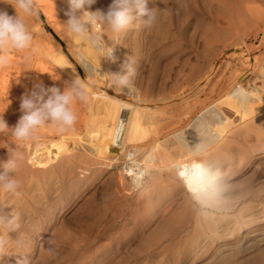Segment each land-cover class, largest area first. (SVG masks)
I'll use <instances>...</instances> for the list:
<instances>
[{
  "label": "bare ground",
  "instance_id": "bare-ground-1",
  "mask_svg": "<svg viewBox=\"0 0 264 264\" xmlns=\"http://www.w3.org/2000/svg\"><path fill=\"white\" fill-rule=\"evenodd\" d=\"M168 1L157 0L159 10L153 30L151 29L157 37L169 35L172 17L168 13V7H171L166 4ZM34 3L36 13L42 12V6L49 17L54 16L53 20L57 10H68L66 0H34ZM92 8L89 10L95 11ZM202 9L204 11L205 6ZM207 9L209 12L215 10L216 19L209 25L214 35L206 37V43L211 44L209 52H203L206 60L200 63L197 59V63L190 62L189 65L186 62L190 66L189 69L187 67L188 70L184 68L186 66L183 69L178 68L174 72L172 86L163 96L165 101L156 104L150 103L148 99H138L140 102L137 106H130L126 94L115 92L102 78L96 77L93 70L86 69L84 99H76L70 106L76 116V121L70 128L60 131L59 126L46 124L33 138L13 141L18 146L15 151L23 154L24 159L18 162L19 166L12 177L18 181V187L33 192L28 193L31 194L32 202L23 199L22 207L17 211L16 217L12 218L14 228L19 222L25 223L27 216L23 215V210L30 212L29 220L33 223H42L41 219L51 213H48L47 206L38 210L37 204L41 205L42 198L49 196L47 192L54 179H65L69 175L80 173L87 175V178L90 172L96 175L107 166L119 162L125 163V170L118 175L116 188H127L126 197L129 203L134 202L136 206L146 205L153 211L150 219L160 210L162 214L178 211L177 225L166 231L169 237L180 235L189 228V222L194 219V234L204 232L205 238L208 237L212 242L221 235L231 236L243 224H248L240 217L241 213H237L239 203L252 200L248 204L250 208L259 205L264 207V196H254L252 187L238 190L227 184L231 165L235 164L241 169L252 154L264 150V0H211ZM19 14L21 16L24 13ZM21 18L26 19L23 16ZM26 22L28 23L27 20ZM56 23L52 25L55 27ZM101 25L97 23L90 26L87 39L70 35L74 43H89L85 53L81 52L82 48H77V57L82 64L85 62L84 57L86 60L96 57L109 60L106 59L107 50L114 48L115 53L117 47L125 44L126 30L115 33ZM38 28L36 27L37 30ZM62 28L60 30L68 32L67 26ZM203 35L206 34L203 33L202 38ZM250 35L252 44L248 43ZM139 39L134 40L138 46ZM44 40L39 39L40 42ZM217 40L219 43L215 45ZM53 41L47 42L51 45L50 48H42V53L46 55L43 63L50 66L49 71L45 77L38 76L39 80L30 81V87L37 83H43L45 87L56 86L61 91L70 87V75H56L51 67L55 63H77L71 59L61 43ZM207 47H203L204 50ZM99 49H104V52ZM70 68L69 72L74 74L75 70ZM4 81L5 79L0 78L5 89L13 87L14 90L18 86L16 81L13 84ZM107 99L118 100V106L109 110L103 109L102 104ZM20 103L18 101V105L13 107L11 102L12 107H8L9 113L16 117L13 126L8 125L10 128L18 121ZM140 106L146 108L144 112L140 111ZM130 110H134V114L129 113ZM3 113L0 109V114ZM106 124L114 129L102 133ZM84 127L87 128L86 132H83ZM156 130L154 140L165 139V144L160 147V143H157L155 148L149 150L143 148L145 141L140 134ZM5 131L11 132L10 129ZM5 131L0 132V140L4 139L2 133ZM12 152L13 149L8 152L0 149V160H6ZM84 183L85 181H80L79 184ZM15 193L0 187V236L6 232L3 225L13 210ZM160 202L159 208H162L159 210L156 209V204ZM231 211H235V222L231 226H222V222L233 219L230 216ZM250 212L248 221L263 211L260 208ZM8 230H12V227L9 226ZM23 232L27 234L28 230ZM32 233L34 234V230L29 234L33 235ZM209 239L191 237L185 242V246L199 253ZM260 256L258 257L261 258ZM211 262L209 263L216 264V261Z\"/></svg>",
  "mask_w": 264,
  "mask_h": 264
},
{
  "label": "rangeland",
  "instance_id": "rangeland-1",
  "mask_svg": "<svg viewBox=\"0 0 264 264\" xmlns=\"http://www.w3.org/2000/svg\"><path fill=\"white\" fill-rule=\"evenodd\" d=\"M102 1L103 4L101 5ZM210 2L211 0H197V2L169 0L166 4L171 6L170 9L167 7L168 13L172 17V23L169 25L167 37H157L158 35L154 34V31L151 32L154 25L150 28L145 27L142 21L137 19L134 21L137 23H133L125 31V44L116 48L115 62L104 60L102 57L87 60L84 57L85 62L83 64L79 61L77 48H82L81 52L85 53V48L89 43L86 42L85 44L82 41L74 43L68 32L60 30L63 29L62 27L66 28L65 20L68 17L65 18V12L67 10L64 12L63 9L57 10L54 20V16L49 17L42 6H40L42 11L40 14L21 15L26 18L25 24L27 23L26 20L28 21L26 26L33 35V41L30 48L22 51L0 50V54L8 57V63L0 66V78L5 79L4 82H11V84L13 81L18 83L17 88L13 90V87L3 88V83L0 82V109L4 111L3 118L8 125L15 123L16 117L11 115L8 110V107H12L11 102H13V107L18 105L17 102L21 101V97L33 88L30 87V81L39 80V77H45L48 73L50 66L43 63L46 55L42 53V48L43 46L50 48L51 45L47 43L50 40H54V43H61L71 59L77 63V65L70 62L66 65L55 63L51 67L56 75H70V83L78 80L85 84L87 79L84 77V71L86 69V71L93 70L95 76L102 78L115 92L126 94L127 100H130L127 101L130 106H137L140 102L138 99H148L151 101L150 103L156 104L165 101L166 98L163 99V96L173 84L174 72L178 68L183 69L184 66H186L185 69L187 67L189 69L190 62L197 63L199 61L203 63L206 60L204 54L209 52L211 45L206 43V37L213 34L209 25L216 19L215 10L209 12L207 9ZM13 3L14 0H0V10L7 11L9 15L13 16L16 13L11 5ZM111 3L112 0H96L93 8H91L106 13ZM152 6L159 10L157 0H147V8L152 9ZM201 6H205L206 9L203 11ZM20 13L23 12L20 11ZM135 14L136 10L133 7V15ZM62 16L64 17L61 19ZM55 23L56 26L54 27ZM101 26L111 32L108 25L102 24ZM36 27H39V30ZM59 31L63 32L60 34ZM203 33L206 35H203L202 38ZM251 38L250 35L249 44L253 42ZM39 39L44 41L40 42ZM135 39L136 41L139 39V46L134 41ZM192 40L194 41L192 42ZM215 42V45L219 43L218 40ZM74 45L76 49L73 48ZM195 46H198V49ZM203 47H207V49L204 50ZM126 57L134 61L133 66L137 69V75L133 82L134 86L131 90L116 87L112 83L114 77L110 75L122 72L121 65ZM70 66L75 70L74 74L69 72ZM116 104H119L118 100L107 99L102 104V108L105 110L113 109L118 106ZM139 108L141 112L146 109L143 106ZM129 113L134 114V110H130ZM21 115L20 111L17 119ZM42 128L44 126L39 127L33 135L38 134ZM103 128L102 133L114 129L110 124L104 125ZM86 131L87 128L84 127L83 132ZM156 133L157 130L152 133L140 134L145 141L143 148L149 150L155 148L157 143H160V147L165 144V139L154 140L153 135ZM2 135L4 139L0 140V149L4 152H8L10 149H18L17 144L13 142L16 139L11 132L5 131ZM230 168L231 175L227 178L228 185H232L238 190L252 187L254 196H264V150L252 154L243 168L240 169L235 164L231 165ZM124 170L125 163L119 162L107 166L103 172L96 175L90 172L91 174L87 178V175L80 173V175L75 176L69 175L65 179H54L49 191L47 190L49 196L43 197L45 200L42 198L41 205L40 203L37 204L38 210H43L47 206L48 213H50L49 211L51 213L41 219L42 223H38L39 221L33 223L29 220L28 213L30 212L23 210V215L27 216L25 223L19 222V225L14 228L12 218L16 217L17 211L22 207L23 199L29 200V203L32 202L31 194L33 193L29 189L17 187L18 189L15 190L17 193L13 192L15 193L13 195V210L10 211V216L6 221L12 224L9 225L5 222L3 226L7 233L5 232L6 234L0 236V264H208L211 261H216V264H264L262 263L264 262L262 261L264 260L263 206L250 208L248 204L250 205L252 200L239 203L237 213H241L240 217L248 224H243L240 230L231 236L229 234L221 235L211 242V239L205 238L206 233L204 232L194 234L195 221L192 219L188 224L189 228L184 232L178 236L169 237L166 231L177 225L178 211L177 213L173 212V214L172 212L162 214L160 210L162 207L159 208L160 202L156 204V209L160 211L150 219L153 211L151 212L144 204L136 206L134 202L129 203L126 197L127 188H116L117 177ZM80 181H85V183L80 185ZM18 192L21 193L18 194ZM28 193L31 194L28 195ZM19 201H22V204ZM67 205L70 206L66 208ZM260 208L263 212L257 213L252 220L248 221V216H251L250 211L254 209L258 211ZM235 215V211L230 212L232 218ZM234 219L222 222V226H231L235 222ZM9 226L12 227V230H8ZM26 230L28 233L24 234L23 231ZM33 230L34 234H29ZM191 237H197L199 240L209 239V242H206L201 252L195 253V250L185 246V242Z\"/></svg>",
  "mask_w": 264,
  "mask_h": 264
},
{
  "label": "clouds",
  "instance_id": "clouds-1",
  "mask_svg": "<svg viewBox=\"0 0 264 264\" xmlns=\"http://www.w3.org/2000/svg\"><path fill=\"white\" fill-rule=\"evenodd\" d=\"M68 10L65 21L70 35L87 39L89 28L97 23L106 24L111 31L120 33L127 30L137 19L145 27H152L156 21V8L148 9L147 0H112L107 12L89 10L96 0H66ZM16 15H9L7 11L0 10V50L11 49L22 51L32 46L33 35L28 30L24 20L19 15L22 11L26 15H35L34 0H14L11 4ZM133 6L136 14L133 15ZM104 52V49H99ZM106 59L115 62L114 48L106 52ZM8 63L7 55L0 54V66ZM134 61L125 58L121 65L122 72L110 74L114 77L112 83L121 89L131 90L137 69ZM76 99H84V85L76 80L65 87H45L37 83L21 97L20 111L22 115L14 127H9L3 114H0V132L10 129L12 136L18 141H27L33 138L34 132L41 126L51 124L59 126L63 131L70 128L76 121V116L70 107ZM24 159L23 154L13 150L6 160H0V187L9 192H15L18 187L12 174L17 170L19 161Z\"/></svg>",
  "mask_w": 264,
  "mask_h": 264
}]
</instances>
